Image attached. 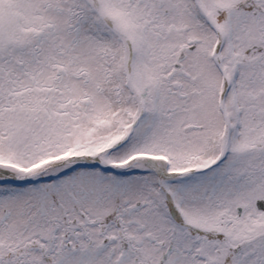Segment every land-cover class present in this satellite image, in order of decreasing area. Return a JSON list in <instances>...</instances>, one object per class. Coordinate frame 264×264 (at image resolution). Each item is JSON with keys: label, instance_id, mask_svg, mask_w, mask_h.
Returning a JSON list of instances; mask_svg holds the SVG:
<instances>
[{"label": "snow or ice", "instance_id": "obj_1", "mask_svg": "<svg viewBox=\"0 0 264 264\" xmlns=\"http://www.w3.org/2000/svg\"><path fill=\"white\" fill-rule=\"evenodd\" d=\"M0 264H264V0H0Z\"/></svg>", "mask_w": 264, "mask_h": 264}]
</instances>
